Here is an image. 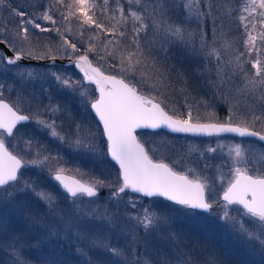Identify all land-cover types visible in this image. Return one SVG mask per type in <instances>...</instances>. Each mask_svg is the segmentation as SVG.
I'll use <instances>...</instances> for the list:
<instances>
[{
	"label": "snow or ice",
	"instance_id": "snow-or-ice-1",
	"mask_svg": "<svg viewBox=\"0 0 264 264\" xmlns=\"http://www.w3.org/2000/svg\"><path fill=\"white\" fill-rule=\"evenodd\" d=\"M4 4L5 0H0V5ZM181 4L187 18H195L198 22L215 17L223 23L224 5L218 8L216 0H181ZM175 6L170 0H126V4L120 0H47L43 11L33 15L8 3L5 10L9 19L0 23V50L5 52L0 60L13 66L24 59L51 60L54 63L63 49L64 56L83 74L82 81L94 85V88L88 91L82 81L52 74L70 94L79 90L82 108L79 116L65 115L70 110L59 105L44 106L45 113L51 112L52 116L60 113L70 121L65 131L62 124L58 125L51 116L48 120L43 119L39 106L33 112L31 101L34 96L29 98L28 107L24 109L23 97L18 98V102L6 100L3 89L7 85L0 84V207L13 204L17 197L29 191L35 193L31 178L26 177L25 172L30 170V166H47V162L55 160L51 178L58 182L71 202L67 208L58 207L52 193H37V198L45 203L53 218V223L47 226L49 239L74 235L77 241H89L93 247L98 246L121 258V264H128L123 258L132 255L131 246L138 239L135 229H143L147 239L148 235L163 232L174 220L170 214L158 209H144L142 215L135 217L119 215L120 201L131 192L145 198H164L171 203L173 211L186 218L195 219L215 213L226 229L244 236L250 243H258L264 252V153L260 160L253 159L250 147L241 141L228 146L226 155L223 154L225 146L219 144L217 147L209 145L203 151L187 149L170 164L163 158L154 159L161 153L152 145L158 148L163 145L167 152L173 154L175 146L168 144L163 137L160 142L145 139L148 134L158 136L161 130H168L207 137L231 133L264 142V0H246L241 9L247 15L241 14L237 18L238 27L243 29L246 39L243 41L244 50L234 57L235 63L231 55L235 49L230 41L223 39L222 32L219 34L222 40L219 46L208 48L202 32L193 33L184 27L187 18L178 22L174 15ZM233 11L229 10V15ZM73 21L80 29L81 46L65 35H71ZM36 30L40 33L55 32L61 43L53 46L41 42L35 35ZM86 31L94 35L84 39ZM195 35H199V47L195 46ZM101 36L105 39L97 43ZM172 44H183L186 48L191 45L192 53L207 60L210 66L215 61V82L211 80V69L206 80L215 89L214 99L198 100L195 114L187 99L186 80L180 81L184 85L180 91L185 97L183 107L186 110L177 111L169 106L173 103L172 93L175 91V82L171 80L167 66L168 46ZM37 48L44 50L38 52ZM105 66L116 70V74L106 75L102 71ZM27 75L32 77L33 74ZM176 75L179 79L181 74ZM150 79L157 83L149 85L151 90L146 92L144 85ZM217 93L219 101L227 106V117L223 122H202L204 117H201L199 108L205 109V116L210 121L215 118ZM240 99L244 101L242 105ZM208 109L212 111L208 112ZM25 111L29 114H24ZM30 121L46 129L51 137L74 148L78 155L86 156L97 164H107L109 159L115 162L118 165L115 181L94 174L88 181L66 175L69 170L62 166L59 153L53 157L45 144L33 137L25 138L20 132L18 126ZM146 130H151V133ZM166 158L171 159L170 156ZM210 160H219V163H209ZM75 170L81 177L88 175L79 167ZM102 188L112 189L111 207L93 209L77 205V200L82 197H98ZM88 203L96 201L89 200ZM231 212L238 215L233 216ZM120 219L126 226L122 231H126L129 237L125 248L109 249L106 237L88 230L90 222L98 221L111 228ZM245 219L247 223L242 222ZM7 231L8 225L0 221V232ZM161 238L176 247L188 248L189 254L193 255L191 264H201L195 255L198 250L196 239L171 232ZM3 245L13 255L12 264H28L23 251L25 241L18 234L14 233L8 241H0V246ZM77 250L83 252V249ZM209 256L211 258L202 264H217V258L211 253ZM44 264L59 262L52 257ZM143 264H167V261L149 258Z\"/></svg>",
	"mask_w": 264,
	"mask_h": 264
},
{
	"label": "rangeland",
	"instance_id": "rangeland-1",
	"mask_svg": "<svg viewBox=\"0 0 264 264\" xmlns=\"http://www.w3.org/2000/svg\"><path fill=\"white\" fill-rule=\"evenodd\" d=\"M14 8H19L26 11L29 14L39 15L43 11V6L47 0H5L4 5H0V23L9 19L8 12L5 10L8 3ZM121 3L126 4L120 0ZM143 2V0H142ZM172 4H175L174 15L178 22L185 20L186 10L182 7L181 0H170ZM211 2V0H209ZM246 0H216V6L219 8L220 5H224L222 9L223 23L216 20L215 17H207L197 22L195 18H187L188 22L184 24V27L188 31L193 33L204 34V42L208 48L217 47L222 42L219 38V34L222 32L223 39L228 40L232 43L235 51L231 53L233 61L235 55L239 51H243V41L246 36L243 34V29L238 27L239 20L237 19L242 13ZM112 7H115L113 4ZM229 10H234L229 15ZM127 11V7H126ZM215 21V22H214ZM42 25L46 24L44 21H38ZM50 26V25H48ZM67 27V25H64ZM131 27V21L129 22V28ZM251 27V25H249ZM259 24H257V30ZM255 35L256 32H253ZM35 35L39 37L41 42H48L53 46L61 43L60 37L55 32H44L40 33L36 30ZM66 36L73 42L80 45L81 36L78 23L72 22L71 35L65 33ZM94 35L90 31L85 32L84 39L88 36ZM105 39L104 36L99 37L96 42L99 43ZM194 43L196 47L200 46L199 35L194 36ZM259 43V42H258ZM167 52V66L177 67L180 69H187L190 74H182L181 80L187 81V87H197L195 93H189L187 99L190 105L193 106L194 114L197 111V101L203 98L204 100L212 101L214 99L213 93L215 89L210 86L207 80V73L211 69V80L215 82V61L213 60L210 66L204 58L199 55L192 53V46L189 45L187 48L183 44H172ZM38 52L43 51V48H37ZM207 51V49H205ZM223 52L224 50L221 49ZM264 54V49H262ZM163 55V54H162ZM255 55V53L253 54ZM4 53L0 50V57H3ZM57 56H64L63 49ZM92 58V57H91ZM228 57L225 56V59ZM197 59V60H195ZM244 59V58H242ZM190 60H194L190 63ZM190 63V64H189ZM235 63V61H234ZM231 67V66H230ZM250 68V65H246ZM7 69V71H5ZM108 73L116 74V70L110 69L107 66L102 68ZM187 72V71H186ZM28 73H32V77H28ZM53 73L63 74L70 76L74 81H82V75L77 72L73 67H66L62 64L53 65H38V64H18V65H6L3 60H0V84L7 85L3 89L4 98L11 102H18V98L23 97L25 103L22 105L24 109L28 107V100L31 96L35 99L31 101L32 110L35 112L37 106L40 108L42 118L48 120L51 116L56 119L58 125L63 126L66 131L70 121L64 119L60 113H56L52 116L51 112L45 113L44 106L49 105L51 107L59 105L62 109H69L70 111L65 113L68 116H79L82 111L81 99L79 96V90L74 94H70L65 91L59 82L53 77ZM23 74V79H21ZM195 78L197 85L192 84V80ZM139 79V77H137ZM88 91L94 88V85H89L88 82L82 81ZM156 84V81L149 80L148 84L144 85V90L150 91L149 85ZM181 88L184 85L181 83ZM180 88V89H181ZM178 90V94L175 98V103L180 104L178 107H174L177 111L186 110L184 109L185 97L182 92ZM181 94V95H180ZM244 103L243 99H240V104ZM19 106V105H18ZM211 112V109L207 110ZM201 117H204L202 122L210 121L205 116V109L199 108ZM24 113L29 114L27 111ZM228 115L227 106L219 101V94L215 97V118L211 121H224ZM59 117V118H57ZM94 126V125H93ZM20 132L27 137H33L38 139L42 144H45L53 157L59 153V160L65 168L69 171L67 173L76 175L84 181L89 180L90 175L106 177L109 181L114 182L117 176L118 166L115 162L108 160L107 164H97L95 161L89 159L86 156L78 155L74 148H69L67 144L51 137L47 134V130L43 127L38 126L34 122L24 124L19 127ZM259 130V125H257ZM151 133L150 131H147ZM97 136L99 134L97 133ZM161 137L165 138L167 143L174 145L176 152H167L163 145L159 148L157 145L152 147L161 153L160 156H154V159L163 158L164 162L172 163V160L178 158L187 149H200L203 151L209 145L217 147L224 145L223 154L226 155L228 152V146H234L236 143L244 142L251 149V157L256 160H260L261 154L264 153V143L256 138H238L232 139L233 137L223 139V137H204L196 138L191 135H174L168 134L164 131H160L158 136L148 134L145 139L157 142L161 141ZM15 144V140L13 141ZM147 147V146H146ZM227 147V148H226ZM100 148V141L98 139L97 149ZM48 154V153H45ZM151 154V153H150ZM170 156L171 159L166 158ZM209 163H219V160H210ZM56 167L55 160L47 162V166H30V170L25 172L26 177H30L33 187L36 192L29 191L26 195L17 197V199L11 205L0 207V221H3L8 225L7 232H0V241H8L10 237L15 233L18 234L23 241L24 245V257L27 259L28 264H44L45 261L55 257L59 264H121V258L114 257L110 251H103L98 246L93 247L89 241L79 242L75 239V236L62 235L58 239H49L47 237V226L53 223L52 216L48 213L45 203L41 202L37 198V193L43 191L45 193H52L56 197L57 206L67 208L70 204V198L60 187V185L51 178L52 169ZM79 167L81 171L87 172L88 175L81 177L76 172V168ZM195 167V165H193ZM224 171H227L225 168ZM34 175H39L45 179L46 183L40 182L37 186L34 183ZM12 191V189H9ZM102 194L98 197L88 198L82 197L81 200H77V205L83 208H100L103 206L111 207L112 201L110 199L111 188H102ZM89 200H95L96 203H88ZM34 203L36 205H34ZM135 204V207L132 205ZM36 207H34V206ZM127 205V207L125 206ZM34 209H33V208ZM144 209H158L161 212H167L174 220L170 222V226L165 228L163 232H156L148 235L145 239V233L143 229H135V235L138 238L136 243L132 245V255L126 256L123 259L128 261V264H136L137 261L143 264V261L149 258L160 259L167 261V264H183L187 261L191 264L193 255L189 254V249L186 247H176L174 243L168 242L166 239L161 237H167L169 233H183L188 238H194L198 242V250L196 258L202 262L205 259L211 258L209 253L213 254L217 258V264H264V252H261L258 243H250L244 236L238 235L237 233L226 229L223 226L221 220L216 218V214L213 213L211 216L203 215L196 217L195 219L186 218L182 215L177 214L172 210V205L164 198H145L139 196V194L129 192L127 196L123 197V200L119 203V215L132 216L142 215ZM231 215L237 216L235 212H231ZM242 222L247 223L246 219ZM125 222L123 219L117 221L116 225L108 228L104 223L93 221L88 223V230L100 234L102 237L107 238L109 249L112 247L125 248L129 244V237L125 229ZM83 249V252L77 249ZM204 250V251H201ZM13 255L10 254V250L7 249L6 245L0 246V264H12Z\"/></svg>",
	"mask_w": 264,
	"mask_h": 264
},
{
	"label": "trees",
	"instance_id": "trees-1",
	"mask_svg": "<svg viewBox=\"0 0 264 264\" xmlns=\"http://www.w3.org/2000/svg\"><path fill=\"white\" fill-rule=\"evenodd\" d=\"M122 1L124 2V0H122ZM111 6H113V4H112ZM195 60H197V59H195ZM192 61H194V60H190V63H191ZM94 62H95V61H94ZM190 63H189V64H190ZM167 64H168V63H167ZM168 69H169L170 72H171V80L175 82V83L173 84V87L175 88V91H176V93L178 94V90L181 88V87H180V86H181V82H180V80H181L182 74H186L187 76L190 75V74L188 73V68H187V69H180V68H177V67H168ZM186 71H187V72H186ZM177 73H180V74H181L180 77H179V79H177V75H176ZM156 83H157V82H156ZM192 84H193V85H197L195 78L192 80ZM195 90H197V87H196V86L193 87V88H189V89H188L189 93H195ZM180 92H181V91H180ZM176 93H172V100H173V103L169 105L171 108H174V107H178V106H180V104H178L177 102L175 103V98H176V96H177ZM180 95H181V94H180ZM172 106H174V107H172ZM40 182H42L43 184L46 183V181H45L44 178H42V177L39 176V175H34V183L36 184V186H37ZM10 191H11V190H10ZM100 194H102V190H100L99 195H100ZM34 205H36V204L34 203ZM34 205H33V206H34ZM34 207H36V206H34ZM32 208H33V207H32ZM33 209H34V208H33Z\"/></svg>",
	"mask_w": 264,
	"mask_h": 264
},
{
	"label": "water",
	"instance_id": "water-1",
	"mask_svg": "<svg viewBox=\"0 0 264 264\" xmlns=\"http://www.w3.org/2000/svg\"><path fill=\"white\" fill-rule=\"evenodd\" d=\"M4 54H5V52H4ZM9 55H10V53H9ZM91 58V57H90ZM20 63H34V64H40V65H49V64H54V63H61V64H69L70 62H69V59H68V57L67 56H57V60L53 63L51 60H39V59H35V60H27V59H24V60H21V61H19V62H17V64H20ZM95 64V63H94ZM77 68V67H76ZM77 70L79 71V69L77 68ZM102 71H104L103 69H102ZM80 72V71H79ZM81 73V72H80ZM82 74V73H81ZM105 74L106 75H109V74H112V73H108V72H106L105 71ZM83 75V74H82ZM166 131H168V130H166ZM168 132H170V131H168ZM180 134H185V133H180ZM193 135H195V134H193ZM118 166V165H117ZM66 175H69V176H72V177H74V178H76V179H80V178H78V177H76V176H74L73 174H70V173H66ZM58 183V182H57ZM61 187V186H60ZM62 188V187H61ZM63 189V188H62ZM99 193H100V191H99Z\"/></svg>",
	"mask_w": 264,
	"mask_h": 264
},
{
	"label": "flooded vegetation",
	"instance_id": "flooded-vegetation-1",
	"mask_svg": "<svg viewBox=\"0 0 264 264\" xmlns=\"http://www.w3.org/2000/svg\"><path fill=\"white\" fill-rule=\"evenodd\" d=\"M24 64V63H23ZM54 64H61V63H54ZM18 65V64H17ZM38 65H40V64H38ZM43 65V64H42ZM49 65H53V64H49ZM62 65H64V66H67L66 64H62ZM43 66H45V65H43ZM80 75H82V74H80ZM83 76V75H82ZM86 82V81H85ZM7 100V99H6ZM24 114H27V113H24ZM207 122V121H206ZM208 122H217V121H208ZM219 122H222V121H219ZM30 122H26V123H24V124H29ZM23 124V125H24ZM18 127H20V126H18ZM146 131H150L151 132V130H146ZM161 131H164V132H166V133H168V134H174V135H191V136H194V137H196V138H204V137H207V136H202V135H193V134H180V133H171V132H168V131H165V130H161ZM214 137V136H213ZM219 137H223V139H226V137H229V138H231V137H233L232 139H238V138H241V137H239L238 135H236V134H231V133H225V134H221ZM244 138H247V137H244ZM252 138H255V137H252ZM257 139V138H256ZM264 143V142H263ZM227 148V147H226ZM224 149V148H223Z\"/></svg>",
	"mask_w": 264,
	"mask_h": 264
},
{
	"label": "bare ground",
	"instance_id": "bare-ground-1",
	"mask_svg": "<svg viewBox=\"0 0 264 264\" xmlns=\"http://www.w3.org/2000/svg\"><path fill=\"white\" fill-rule=\"evenodd\" d=\"M2 51V50H1ZM3 53H4V51H3ZM4 56H5V54H4ZM20 64H23V63H20ZM24 64H29V63H24ZM30 64H34V63H30ZM67 66V68L68 67H73L77 72H78V70H77V68L75 67V65L73 64V63H69V64H66ZM166 163V162H165ZM74 176H76V175H74ZM77 177V176H76ZM79 178V177H78ZM81 179V178H80Z\"/></svg>",
	"mask_w": 264,
	"mask_h": 264
}]
</instances>
